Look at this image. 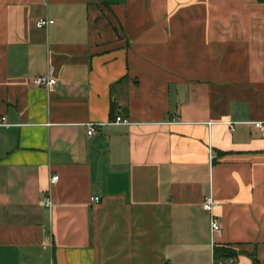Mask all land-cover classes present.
<instances>
[{
    "label": "crops",
    "instance_id": "1",
    "mask_svg": "<svg viewBox=\"0 0 264 264\" xmlns=\"http://www.w3.org/2000/svg\"><path fill=\"white\" fill-rule=\"evenodd\" d=\"M3 117L0 264H264V2L0 0Z\"/></svg>",
    "mask_w": 264,
    "mask_h": 264
},
{
    "label": "built area",
    "instance_id": "2",
    "mask_svg": "<svg viewBox=\"0 0 264 264\" xmlns=\"http://www.w3.org/2000/svg\"><path fill=\"white\" fill-rule=\"evenodd\" d=\"M54 23L53 19H50L48 17H42L37 21V26L39 28H45L47 26H49L50 24ZM31 83L33 85L36 86H44L49 90H52L55 88L56 84H57V79L53 76H51L50 74H44V75H40L37 77H34L31 80ZM5 121V117L0 118V124H4ZM115 122L116 123H123V124H131L132 121L127 119V118H123L122 116L118 115L115 118ZM254 126L259 129L262 133H264V120H256L253 122ZM96 128V123H88L87 124V129H88V133L90 135H92L95 131ZM59 175H53L50 179L52 184H55L59 181ZM101 200L100 196H94L92 197V201L93 202H99ZM44 205L48 206V207H52L53 206V201L51 199V197H46L43 201ZM217 205V201L214 199V196L212 194H208L204 197L203 200V206L204 208L211 214V227H212V232L213 234H216L218 232L221 231L222 229V223L220 221V219L218 218V216L215 214V206ZM235 261V258H229V259H221V260H215V264H232Z\"/></svg>",
    "mask_w": 264,
    "mask_h": 264
},
{
    "label": "trees",
    "instance_id": "3",
    "mask_svg": "<svg viewBox=\"0 0 264 264\" xmlns=\"http://www.w3.org/2000/svg\"><path fill=\"white\" fill-rule=\"evenodd\" d=\"M260 2H264V0H259ZM238 256V252L234 248L230 247H216L215 249V259H228V258H236ZM255 263L260 264L254 256Z\"/></svg>",
    "mask_w": 264,
    "mask_h": 264
}]
</instances>
